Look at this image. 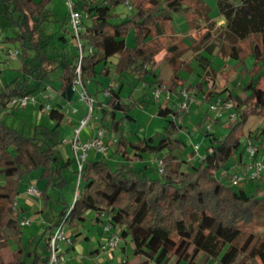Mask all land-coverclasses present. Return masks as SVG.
Instances as JSON below:
<instances>
[{
  "label": "trees",
  "instance_id": "obj_1",
  "mask_svg": "<svg viewBox=\"0 0 264 264\" xmlns=\"http://www.w3.org/2000/svg\"><path fill=\"white\" fill-rule=\"evenodd\" d=\"M52 1L0 0V16L6 17L14 32L0 36V54H5L0 62L6 67L9 51L19 52L17 75L0 89V108L11 110L13 98L36 96L54 81L58 82L60 99L52 106L48 104L47 110V104L41 107L55 126L37 125L31 134L9 126L0 116V174L5 177V182L0 184V264H47L54 229L64 224L76 235L89 211L94 212V223L103 227L108 221L118 229L121 243L115 250L123 253L118 264H167L172 258L175 264L183 260L188 264H209L214 259H220L222 264H257V260L264 264V235L247 229L257 217L264 215V191L259 186L264 176L251 180L257 183L251 192L244 187L250 181L238 186L231 183V175L239 170L244 157V151L236 156L243 139V123L251 114L264 111V88L260 86L264 70V0H240L239 4L217 0L226 32L235 41L247 43L245 52L255 61L252 69L245 67L241 49L232 44L229 55L237 61L234 66L239 77L248 74L259 77L244 85V91L251 90L248 96L233 97L237 116L228 124L229 131L220 135L205 132L209 143L199 161L194 151L190 159L184 155L188 144L178 136L185 116L181 108L173 110L159 105L157 115L167 123L162 132L149 137L131 140L125 126L134 120L132 110L140 101L134 99L135 89L146 83L147 77L158 76L155 66L166 49L168 34L173 32L174 16L191 18L196 10L193 7H205L203 2L77 0L74 6L84 14L82 46L53 55L47 39V25L52 16L48 7ZM121 5H126L129 12L125 19L116 11ZM61 21L65 33L77 41L68 12ZM129 35L133 36L132 46L127 42ZM209 35L206 32L205 36ZM59 40L65 42L66 35ZM79 66L87 85L100 86L99 75L110 80L117 76L120 81L118 86L109 84L101 89L103 100L97 99L93 110L98 113L97 130L114 136V157L126 163H113L110 156L92 159L87 154L79 171L74 153L66 158L61 154L64 105L78 100L74 81L79 76ZM5 67L0 69V76ZM157 82L162 84L163 79ZM183 84V79L174 74L166 90L179 95ZM196 87L206 94L207 101L214 96L210 89L204 90V85ZM88 92L91 96L89 89ZM231 97L228 94L227 98ZM249 139L260 151L264 146V127L250 131L246 143ZM144 154H163L158 177L150 178L147 167L134 166L133 162L141 161ZM66 170H70L72 177L78 175L73 203L62 192L69 185L75 191ZM33 172H39V179L45 182L41 213L51 208L53 201L56 207L52 208L53 217L41 234L24 241L23 221L28 217L26 210L18 205V197L21 181ZM52 189L58 192L56 198ZM128 245L133 255L141 257L139 260L128 258ZM10 247H13L12 259L7 262L2 253ZM100 252L99 248L91 254L100 255ZM201 255L205 256L203 263L198 261ZM88 264L103 262L96 260Z\"/></svg>",
  "mask_w": 264,
  "mask_h": 264
},
{
  "label": "rangeland",
  "instance_id": "obj_2",
  "mask_svg": "<svg viewBox=\"0 0 264 264\" xmlns=\"http://www.w3.org/2000/svg\"><path fill=\"white\" fill-rule=\"evenodd\" d=\"M67 0H53L49 5L48 10L52 12L51 19L48 21L47 25V39L50 42L51 54H66L74 49H76L79 44L76 40H74L70 33H65L64 27L62 26V15L67 12L66 6ZM75 3L77 0H71ZM203 2V6L205 7H193L194 12L192 13V17L190 15H179L176 14L171 23L172 33L168 34L166 40V49L159 56L157 64L155 66L157 77H147L146 83L142 82L140 86L135 89L134 99H140L138 105L132 110V115L134 116V120L126 124V131L129 133L131 140H137L140 137H149L154 135L155 133L162 132L164 130V126L166 125V120L164 117L158 116L157 111L159 105L170 107L173 110H178L181 108L182 101V93L187 91L189 97V106L188 110H182L185 113L183 120V129L178 134L187 144V148L184 151V155L190 159L193 154L194 145L199 144L201 146L200 153L198 149H195L194 154L197 161H199V156L203 157L206 152V146L209 143L207 136L205 134L206 131H214L218 133V135L227 133L229 129L227 128L228 124L234 122L236 118H230V111L223 110V115L219 119H215L217 114L220 111H215L211 109V101L214 97L207 101L206 94L204 92L199 91L196 87L198 84L204 85V90L210 89L214 92V94H220L223 99H226L228 94H231L232 97L230 99L234 100V96H248L251 90L244 91L243 87L247 84L251 78L256 79L259 76L253 77L251 74L247 76L239 77V70L235 68L234 64L237 62L229 55V47L232 44L237 45L241 49L242 58L244 59V66L248 69H252L254 66V58L245 52L247 48V43L242 41H235L232 36H230L224 27L225 19L220 16L217 8V0H201ZM234 4H239L240 0H232ZM202 5V4H201ZM117 12H120L123 19L127 17L128 9L126 5H121L116 9ZM193 23V24H192ZM206 32H209V36H205ZM14 32L10 25V22L4 16H0V36L3 37L5 35H12ZM62 35H66L65 42L59 40V37ZM127 42L130 46L133 45L134 40L133 36L129 35L127 37ZM172 47H175V50H170ZM5 56L4 53L0 54V59H3ZM171 57V59H169ZM19 67L18 58L10 59L6 64L5 70L2 72L0 76V89H2L6 84H8L16 75L17 69ZM178 75L183 79L184 84L179 87V95L174 93H170L167 90L163 91L165 95H170L171 98H165L163 101H157L153 94L151 85L156 86L159 79H163L162 85H167L170 82L172 75ZM260 86L264 88V70L261 72ZM99 80L102 82L99 85L91 84L88 85V89L91 93L92 98L94 99L93 107L96 105V100H103V94L101 89L106 87L109 84L120 85V81L117 76L110 80L109 78L99 75ZM58 82L54 81V83L47 88L46 91L42 93L39 92L36 94L37 97L46 100L43 105L49 104L53 105L60 101L59 92H58ZM190 90H187L189 89ZM166 89V87H165ZM224 89H227L224 91ZM98 93V94H97ZM127 93V90L125 94ZM97 95V96H96ZM218 97V96H216ZM77 102V101H76ZM81 105H84L86 108L88 104L85 102H78ZM30 106L26 108H12L11 110L4 111L0 108V116H3L4 121L11 127L25 130L26 134H31L36 125H40L39 120L37 123H34V117L29 116ZM78 108V106H77ZM73 110V108H72ZM245 110V108H244ZM236 111V109H235ZM29 112V113H28ZM90 112L89 109L81 112L78 116V122H80L86 114ZM98 113L93 110L92 117L89 123V126L86 127L85 131H87V139L94 136V133L97 131V119ZM28 116V117H27ZM46 122L49 121V115L45 114ZM30 125H26V123ZM46 124V123H45ZM211 128L208 130V128ZM264 127V111L260 113H253L249 116L248 120L243 123L242 134L243 139L239 148L237 150L236 156H238L240 151H244L246 149V136L250 131H255L259 128ZM33 130H32V129ZM70 134L68 136L74 138L75 132L74 129L71 128ZM64 126H62V142L60 145V151L63 156H71L73 155L72 144L68 145L65 143ZM106 134V133H105ZM106 145L114 152V136L106 134ZM82 136V135H81ZM94 150L88 152V154L92 153ZM96 151V150H95ZM264 153V146L260 150V154ZM113 155V156H112ZM110 156L112 158L113 163L123 162L126 163L122 158L115 156L112 153ZM163 154L159 155H151L144 154L143 161H137L134 166L137 168H146L147 175L150 178H155L159 176V160ZM98 157L105 156L98 152ZM72 169V168H71ZM39 172H33L29 176L25 177L24 180L20 183V195L18 197V202L20 207H23L26 212H29L30 208L34 209V213L37 215L41 213L42 199H38L34 196H30L27 194L28 187L33 184L40 191H43L45 182L39 179ZM65 175L68 176L71 180L72 185L67 186L64 190H62L63 195L69 202H74L75 194H76V184L78 182V175L72 177L70 170L65 171ZM264 176V173H263ZM4 179V175L2 176ZM73 178V179H72ZM257 183L254 181L247 182L245 184V190L251 192L255 189ZM259 186L264 191V180L259 183ZM53 193V198H56L58 192L55 190H51ZM32 202H34L32 204ZM32 204V205H31ZM54 201L51 203V208H47L43 213H41L40 218L36 217L37 220H34L33 214H30L28 219L31 221L30 224L25 225V235L24 237L29 238L30 235H38L44 229V226L49 223V221L53 217V209L55 208ZM59 208V207H58ZM35 215V216H36ZM94 212L89 211L86 215V222L83 225L84 232L92 234V236H96L97 230L103 229L100 224H95L93 221ZM33 217V218H32ZM39 219V220H38ZM247 229L254 232L255 234L264 235V215L261 217H257L255 221L247 226ZM81 235H78V238ZM107 235H105V239ZM28 240V239H27ZM26 240V241H27ZM88 240H84V245H92L86 244ZM124 243V242H123ZM71 242H63L62 249L58 252H63L65 257V263L70 262V264H80L79 261L76 260V256L79 255V252L74 251L71 246ZM68 245L71 246L69 250H67ZM11 248V247H10ZM7 248L3 252V258L5 261H10L9 254L11 249ZM116 256L114 259H111L109 256L111 251L106 250L100 252L98 257H92L87 259L88 262H93L103 258V264H118L119 263V253L120 249L115 250ZM50 254V253H48ZM128 258L130 260L137 261L141 257H136L131 253V249L127 250ZM105 257V258H104ZM95 258V259H93ZM99 258V259H96ZM100 260V261H101ZM199 263H203L205 261V256L201 255L198 259ZM175 258H172L167 264H175ZM85 264V263H82ZM150 264H155L151 262ZM179 264H188L186 261H181ZM209 264H222L220 259H214L209 262ZM257 264H261L259 260H257Z\"/></svg>",
  "mask_w": 264,
  "mask_h": 264
},
{
  "label": "built area",
  "instance_id": "obj_3",
  "mask_svg": "<svg viewBox=\"0 0 264 264\" xmlns=\"http://www.w3.org/2000/svg\"><path fill=\"white\" fill-rule=\"evenodd\" d=\"M67 12L69 17V25L71 27L72 33L77 39L79 47L81 48L82 42L80 38V34L83 32V19L84 14L75 8L74 3L71 0L66 1ZM131 8V7H130ZM18 50H10L9 51V60L17 58ZM8 63V61H7ZM4 63L0 62V69H4ZM79 76L74 81V90L77 93L78 100L81 102H85L88 104L90 112L86 114V116L78 123L77 127L74 129L75 136L71 140L72 148L74 156L78 162L79 171L82 169L83 162L85 161L87 154L91 150H96L105 156H111L112 150L105 143L106 134L103 130H97L95 135L86 141L81 140V132L89 126L92 113H93V103L94 99L90 96L88 92V85L81 78L80 75V66L78 67ZM166 85L156 84V86L152 89V94L157 101H163L165 98H171L170 95H165L163 91H165ZM107 94V93H106ZM189 95L187 91L182 93V101H181V109L188 110L189 106ZM211 109L215 111H220L215 119H219L223 115V110L230 111V118L234 119L237 116L235 111V101L232 99H223L221 96L214 97L211 101ZM38 103L37 96L25 95L21 97H15L11 100L10 105L13 108H26L30 105H36ZM50 106L46 105V110L49 109ZM78 109L74 108L73 112H77ZM211 128L209 127L208 130ZM199 145H195V149H198ZM162 164V161H159V165ZM264 173V153L260 154L258 146L253 143L251 139H249L246 143V149L244 153V157L242 159V164L238 171H236L233 175H231V183L233 186H238L243 181H251L257 179L259 176H262ZM79 183V180H78ZM27 193L36 198L42 197V191H40L36 186L30 185L27 189ZM77 196V191L75 198ZM30 220L25 218L23 221L24 225L30 224ZM104 232L107 235L106 241L101 245L100 251H113L115 250L121 243V238L118 232V229H114L113 226L106 221L103 226ZM63 242H71V239L67 233V229L64 224L58 225L54 231L50 240V255L47 264H64L65 257L63 252H58L62 249L61 244Z\"/></svg>",
  "mask_w": 264,
  "mask_h": 264
},
{
  "label": "crops",
  "instance_id": "obj_4",
  "mask_svg": "<svg viewBox=\"0 0 264 264\" xmlns=\"http://www.w3.org/2000/svg\"><path fill=\"white\" fill-rule=\"evenodd\" d=\"M66 13V12H65ZM94 84V83H93ZM91 85V84H90ZM216 96H219L218 94H214V96L213 97H216ZM212 97V98H213ZM211 98V99H212ZM37 99H38V103L36 104V105H31V107H30V113H29V116H33L34 117V123H37V121L39 120V122H40V125H45V126H48V127H53V126H55V122L50 118L49 119V121L48 122H46L47 120L45 119V114H48V112L45 110V109H43V108H41L42 107V105H43V103L46 101V100H43L42 98H39V97H37ZM77 101V102H76ZM76 101H72V102H66L65 103V105H64V111L66 112V117H65V119H64V122H63V124H62V126H64V131H65V137H66V141H65V143L66 144H68V145H70L71 143V137H69L68 138V136H69V134L71 133L70 132V130H71V128H73V129H75L76 127H77V125H78V116H79V114L81 113V112H83V111H85L86 110V107L84 106V105H81L80 103H78V102H81V101H79V100H76ZM64 103V102H63ZM83 103V102H82ZM77 106H78V108H77ZM72 108L74 109V108H76V109H78L77 110V112H73V110H72ZM158 112V111H157ZM28 117V116H27ZM46 123V124H45ZM26 125H30V124H28V122L26 123ZM39 125V124H38ZM37 126V125H36ZM62 126H61V133H62ZM32 129V128H31ZM33 130V129H32ZM63 135V134H62ZM81 140L82 141H86L87 140V131H85V129L81 132ZM195 145H197V144H195ZM195 145H194V150L193 151H195ZM199 145V144H198ZM200 150H201V146L199 145V149H198V151H199V153H200ZM97 154H98V152H96V151H93L92 153H90L89 154V158H94V159H97V158H99L98 156H97ZM65 158L67 157V156H64ZM143 159V158H142ZM143 161V160H142ZM137 163V161L136 162H133V164H136ZM40 175V174H39ZM3 175L2 174H0V184H3L4 182H5V179L2 177ZM31 185H33V184H31ZM28 194V193H27ZM29 195V194H28ZM31 196V195H30ZM42 198V197H41ZM40 198V199H41ZM39 199V198H38ZM34 202H32V204H33ZM31 204V205H32ZM18 205L20 206V204H19V202H18ZM42 207V206H41ZM27 211V210H26ZM30 214H33V219L34 220H37V218L39 217L40 218V216H41V213H39V214H35L34 213V209L33 208H30L29 209V212L27 213V217H29L30 216ZM36 215V216H35ZM37 217V218H36ZM93 218H94V216H93ZM39 220V219H38ZM85 222H86V220H85ZM85 222H83V223H81L80 224V226L78 227V233L75 235V233H73V231H72V229H70V228H68L67 229V233H68V235H69V237H71L73 240H74V242H73V240H72V244H71V246L73 247V249H74V251H78L79 252V255L78 256H76V260L77 261H79L78 263H80V264H82V263H85V264H88L89 262L87 261V259H90V258H92V257H98L99 255H98V253H95V254H91V252L92 251H95V250H98L99 248H100V246L101 245H103V243L106 241V239H105V232H104V230L103 229H101V230H97V232H96V236L94 235V236H92V234H90V233H87V232H84V229H83V225L85 224ZM96 224V223H95ZM100 226L102 227V225L100 224ZM103 228V227H102ZM26 233H25V229H24V234H23V239H24V241H26L28 238L26 237H24V235H25ZM78 235H81V237H79L78 238ZM26 236V235H25ZM31 236H33V235H30L29 236V238L31 237ZM84 240H88L87 242H86V244L88 243V244H93V246L91 245H84L83 244V242H84ZM71 246H69L68 245V249L67 250H69L70 249V247ZM132 249V247H130L129 245H128V249ZM11 249V252H10V254H9V258H11L12 259V250H13V247H11L10 248ZM127 249V250H128ZM6 250V249H5ZM3 252H4V250H3ZM3 254V253H2ZM110 257H111V259H114L115 258V256H116V252H112V253H110V255H109ZM119 256L121 257V258H119L120 260H122V257H123V253H122V251L119 253ZM87 258V259H86ZM105 258V257H104ZM93 259H95V258H93ZM96 259H99V258H96ZM101 260V258L99 259V261ZM119 260V261H120ZM11 261V260H10ZM102 261H103V258H102ZM7 262H9V261H7ZM66 264H70V262H66Z\"/></svg>",
  "mask_w": 264,
  "mask_h": 264
}]
</instances>
